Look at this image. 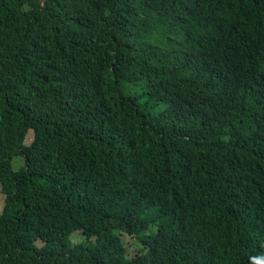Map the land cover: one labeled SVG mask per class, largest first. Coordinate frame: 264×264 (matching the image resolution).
I'll return each instance as SVG.
<instances>
[{
	"label": "trees",
	"instance_id": "16d2710c",
	"mask_svg": "<svg viewBox=\"0 0 264 264\" xmlns=\"http://www.w3.org/2000/svg\"><path fill=\"white\" fill-rule=\"evenodd\" d=\"M0 194V264H264V0H0Z\"/></svg>",
	"mask_w": 264,
	"mask_h": 264
},
{
	"label": "rangeland",
	"instance_id": "374dc122",
	"mask_svg": "<svg viewBox=\"0 0 264 264\" xmlns=\"http://www.w3.org/2000/svg\"><path fill=\"white\" fill-rule=\"evenodd\" d=\"M33 135H34V132H33V130H31L28 133L27 138H26V142L27 143H30L32 141ZM22 163H23V158L22 157L16 156L14 158V166L15 167L21 165ZM0 201H1V203L3 202V196L1 194H0ZM76 236H78V235H76ZM129 248H130L131 251H136L137 249H139V245H138L137 242L131 240L130 243H129Z\"/></svg>",
	"mask_w": 264,
	"mask_h": 264
}]
</instances>
